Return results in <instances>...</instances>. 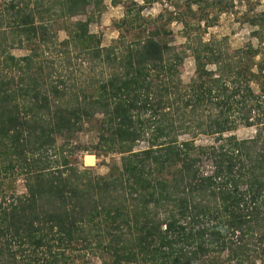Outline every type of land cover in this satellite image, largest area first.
Wrapping results in <instances>:
<instances>
[{"label":"trees","instance_id":"1","mask_svg":"<svg viewBox=\"0 0 264 264\" xmlns=\"http://www.w3.org/2000/svg\"><path fill=\"white\" fill-rule=\"evenodd\" d=\"M154 1L123 4L102 45L88 23L103 0H0V170L24 187L0 189V264H76L86 252L101 264H264V8L245 18L256 44L229 48L202 32L232 0L142 14ZM173 19L182 42L167 36ZM69 46L108 70L81 77L43 55ZM95 114L93 146L118 154L102 173L78 167L86 147L69 142ZM239 124L253 133L237 137Z\"/></svg>","mask_w":264,"mask_h":264},{"label":"rangeland","instance_id":"2","mask_svg":"<svg viewBox=\"0 0 264 264\" xmlns=\"http://www.w3.org/2000/svg\"><path fill=\"white\" fill-rule=\"evenodd\" d=\"M103 1L105 3L104 8L99 13V15L96 16V20L90 21L88 23V29L90 31L98 33L100 36L101 44L106 45L117 37L118 29L114 26L113 22L122 15L123 4L129 3L131 5V2L130 0H120V2L113 5L110 3V0ZM135 1L141 2V0ZM174 1L178 2L176 8L183 11L184 5L179 0H157L147 4L141 12L144 15H154L163 8V5H165V3L166 6L168 5V7L171 9V5L174 3ZM232 3L233 5L226 10L219 11L215 7L210 10V14H216V21L211 26H207V28L202 32V38L207 39L213 37L218 39L221 37H225L224 41L229 48L240 47L245 43H251L252 45H255L256 38L250 32L252 27L248 24L245 18L249 15H252V13L264 8V0H232ZM191 7H195L194 4H192ZM163 14L165 15L166 11H164ZM75 17L82 18L84 17V15L80 14L76 15ZM166 25L170 30V34H168L167 36H170L172 41H175L177 43L184 40L182 22L179 19H173L170 22H167ZM55 32L57 35V39H60L66 35L63 28H58ZM57 46L59 47V45ZM68 48L69 53L65 56H63V54L60 52H56L58 50H51L50 52L46 50L43 55L50 58L52 57V59L54 60L53 65L56 68H59L58 66L61 67L62 65H65L67 67V70L74 68V70L78 72L79 76L81 77H86V75L90 74H93L97 77L101 72L105 73L108 70L109 67L107 66L95 62L94 60H88L83 55H77L76 50H74L71 46H69ZM10 51L14 55H20L27 52V50L24 48H12L10 49ZM257 58L258 55H255L254 59ZM208 67L212 68L214 67V65L209 64ZM193 75V60L192 57L187 54L182 60L181 72L179 74L181 82L186 83ZM250 83L251 86L256 89L255 82L251 81ZM98 116L99 114H95L90 121L84 122L82 128L74 133L69 142L79 143L86 147L85 149L79 148L74 153V157L76 159L78 167L89 166L91 171L102 173L106 171L107 162L110 161L111 157L118 161V154L116 152H104L103 150L93 146L96 141L97 131L95 119ZM231 132L234 133L237 137L250 136L253 133V127L239 124L233 130H231ZM61 139L62 137L58 135L56 138V142L61 141ZM197 140L203 141L205 143L210 140V137L199 135ZM144 145L145 142L143 140H140L136 142L134 148ZM92 152H95V154ZM203 168L207 169L208 164L204 163ZM0 189L6 196L11 191H23L24 187L22 177L20 175L13 176L9 173L3 174L0 170ZM75 263L101 264V260L99 256L86 252L82 255H79L78 258L76 257Z\"/></svg>","mask_w":264,"mask_h":264}]
</instances>
